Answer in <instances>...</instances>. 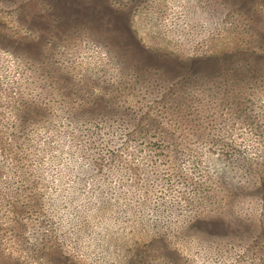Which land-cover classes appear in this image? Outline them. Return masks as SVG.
<instances>
[{
  "label": "rangeland",
  "instance_id": "obj_1",
  "mask_svg": "<svg viewBox=\"0 0 264 264\" xmlns=\"http://www.w3.org/2000/svg\"><path fill=\"white\" fill-rule=\"evenodd\" d=\"M0 264H264V0H0Z\"/></svg>",
  "mask_w": 264,
  "mask_h": 264
}]
</instances>
